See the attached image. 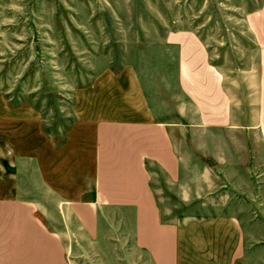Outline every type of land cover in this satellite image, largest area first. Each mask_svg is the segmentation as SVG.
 I'll return each mask as SVG.
<instances>
[{"label":"rangeland","instance_id":"1","mask_svg":"<svg viewBox=\"0 0 264 264\" xmlns=\"http://www.w3.org/2000/svg\"><path fill=\"white\" fill-rule=\"evenodd\" d=\"M262 6L264 0H0V167L31 156L56 192L87 201L94 123L143 120L136 110L145 101L151 120L174 126L181 163L176 181L150 170L163 222L209 215L236 197L263 221L259 133L198 126L179 90L178 51L170 42L183 33L198 38L232 103L245 107L262 59L246 20ZM242 175L254 185L253 200L232 188H241ZM40 199L60 220L53 224L68 264H150L116 216L101 214L98 234L88 238L67 206ZM263 245L248 246L254 263L264 259Z\"/></svg>","mask_w":264,"mask_h":264},{"label":"crops","instance_id":"2","mask_svg":"<svg viewBox=\"0 0 264 264\" xmlns=\"http://www.w3.org/2000/svg\"><path fill=\"white\" fill-rule=\"evenodd\" d=\"M246 28L262 59L245 107L232 103L221 73L209 64L198 38L183 33L173 35L170 42L178 51V87L194 109L198 126L257 130L264 145V6L247 16ZM145 104L136 110L146 116L143 120L100 118L94 123L93 189L87 201L56 192L31 156L15 158L10 168L0 167V264H68L62 233L53 224L60 220L48 213L42 195L56 207L67 206V216L88 238L98 234L101 214L116 216L119 227L129 231L136 249L150 264L256 261L247 248L264 241V220L251 218L254 210L247 201L236 197L209 215L163 222L150 170L176 181L181 163L171 137L174 126L151 120ZM232 188L253 200L254 185L246 175H242L241 188L238 183ZM260 199L263 205L264 195ZM261 248L264 251V245ZM260 262L264 264V259Z\"/></svg>","mask_w":264,"mask_h":264}]
</instances>
